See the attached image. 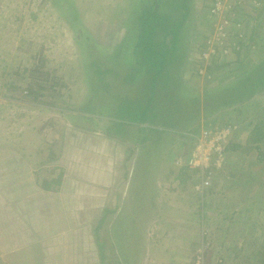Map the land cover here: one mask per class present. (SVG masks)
<instances>
[{"label":"rangeland","instance_id":"obj_1","mask_svg":"<svg viewBox=\"0 0 264 264\" xmlns=\"http://www.w3.org/2000/svg\"><path fill=\"white\" fill-rule=\"evenodd\" d=\"M54 1L0 0V260L23 264L24 252H37L46 264H101L95 229L117 205L98 231L121 242L122 251L105 248L108 264H187L201 249L211 264H264V161L255 148L264 154V140L248 144L258 123L264 131V86L248 84L257 92L250 98L221 94L225 82L242 89L241 76L264 63V0H186L189 11L182 0H161V14L185 21L171 76L155 79L140 70L125 29L130 12L153 0ZM220 25L229 32L222 44L213 38ZM252 34L260 37L249 42ZM240 41L246 47L216 62L212 81L211 53ZM98 57L111 86L94 94L102 85L86 59ZM152 79L158 122L139 125L148 137L130 122L149 121L152 112L134 113L133 101ZM32 83L41 96L28 94ZM116 116L129 125L118 130ZM226 125L242 149L226 156L225 177L203 195L199 175L180 184L175 161L191 152L193 136ZM58 177V192L41 187Z\"/></svg>","mask_w":264,"mask_h":264},{"label":"trees","instance_id":"obj_2","mask_svg":"<svg viewBox=\"0 0 264 264\" xmlns=\"http://www.w3.org/2000/svg\"><path fill=\"white\" fill-rule=\"evenodd\" d=\"M66 1L68 7L67 8H71L73 7L72 3L70 4L71 1L69 0H56L54 2H63ZM142 1L139 0H135V4L140 3ZM183 2V6L187 9V11H189V6L186 2V0H182ZM161 0H153L151 4H145L140 3L138 5V8L135 10V12H130L129 16H133V21H134V25L133 22H130V20L128 19V23L129 26H131L130 28H128V23L126 25L127 28L126 29V35L129 37L130 35H132L134 42H135V47H134V53L135 55H137V57H139L138 59V63L140 64L139 68L140 70H144L147 71V73L149 75H151V77L155 78H162L164 76L166 77H170L171 76V65L174 63V61L176 60L177 57V53L179 52V40L180 38H178L179 36V31L182 27L183 21H185V18L181 21V23H174L172 22V20H169L168 17L166 16H172L171 14H166L165 16L163 14H161V12L159 11V6H160ZM131 5H133L132 3H130ZM60 8H64V7H60ZM135 8V7H134ZM68 12V10H67ZM133 13V14H132ZM73 19L78 20L77 16H73ZM133 25V27H132ZM82 28V27H81ZM160 35H162V37L160 38V40L156 39L158 38ZM237 33V32H236ZM83 35V32L81 33V36ZM127 36H125L124 34V41L121 45V47H118L119 49L122 48L123 50H125L126 46L125 41L127 40ZM170 36V37H169ZM257 34H252L249 37V42L253 41L254 39H256ZM160 37V36H159ZM257 37H260L259 35ZM170 38V39H168ZM85 40H90L89 37L85 38ZM207 44H205L204 46H206ZM231 48H227V54H221V53H215V54H211V65L207 68V70L210 71V73L213 75L212 77V81H214L215 79H217L220 75H219V71L217 68L220 67L218 62L219 60H221L222 58H226L228 56H230L232 54V51H234L235 49L237 50V55H239V51L246 47V45L240 41V42H233L232 45L230 46ZM263 48V47H262ZM229 51V52H228ZM106 58H102V57H98L95 60L87 58L86 59V63L89 67V75L92 76V74H94L95 76H97V82H101L102 85V89L101 88H96L95 86H93V93L95 94V92L99 93V92H103L105 90L109 91L110 90V86L111 83H109V79L108 81H105L107 79H105V76L107 71L105 66L102 64V61H104ZM171 60V62H170ZM205 59H201L199 61V65L200 67H205ZM100 65V66H99ZM100 67V69L98 70L97 67ZM243 64H241L239 67L242 68ZM86 68V67H85ZM264 70V63H260L258 65H256V67L253 69L252 73L251 71L248 72L247 75H245V77L241 76V82L244 86H240L242 89L237 88L234 84L232 86V90L229 91L231 89V86L228 85L226 82L224 83V86L222 90V96L225 97L227 96L232 97V96H237L239 95L240 92L245 93L247 96H249L248 98L252 97L253 95L257 94L256 90H251V87L248 86V84L250 86H253V88H259L260 86H264V73L262 72ZM102 72L105 74V76L102 74ZM139 73V72H138ZM157 83V81H156ZM155 81L152 79V81L150 82V89L148 92H145V94L143 93H139L137 92L136 94V98L133 101L135 103V106L137 105V103L139 102V109L136 106V110H134V113L140 112V110L145 109L147 111V113L149 111H151V114H148V116L146 115V117H148V122L146 120H142L140 122L137 121H131L130 125L132 126H137V129L141 130V125L143 123H151L154 124L156 120H158V118H156L158 116V114H154L153 111L155 109H157V102H158V97H157V89L159 88V84L156 86ZM32 85V86H30ZM28 87H25L28 91V94L31 96H41L42 94L39 93L40 89L42 87H38L35 88L33 87L34 83L30 84ZM230 86L229 88H226ZM180 88V92L181 90H183L182 86H178ZM163 89V88H162ZM263 89V88H260ZM260 91V90H258ZM164 92V91H163ZM212 93L213 94V90L209 91L208 93ZM241 93V94H242ZM240 94V95H241ZM103 95V94H102ZM34 97V98H35ZM180 97V95H179ZM140 99V100H139ZM242 99V98H240ZM145 103V104H144ZM162 106V104L160 106H158L159 108ZM119 109H121V107H119ZM157 112V111H156ZM165 113V111H162V113L160 114V117H162V115ZM167 114V113H166ZM165 114V115H166ZM116 118L118 119L119 117L116 116ZM121 118V117H120ZM144 118V116L142 117ZM142 122V124H140ZM158 122V121H156ZM129 125L128 121L125 120H119L116 123V126H118V130L120 129L121 126H126ZM140 125V126H139ZM190 125V124H189ZM188 126V124H187ZM157 127V125H156ZM167 127V126H166ZM189 127V126H188ZM186 126H182L180 128V130L188 128ZM142 128L147 130V129H152L154 127H149V126H143ZM198 128V127H196ZM206 128H211V127H206ZM144 130V133L142 132V134H146V136L151 137L153 136L151 134V132L146 133ZM151 130V131H152ZM195 130V128L193 129ZM197 133H199V130H197ZM155 136V135H154ZM251 138L248 139V144H253V143H257L259 144L260 141L264 140V131H263V127L261 123H258L256 125V127L251 131ZM159 139H161L159 136L157 137ZM194 138V137H193ZM144 141V140H142ZM192 148V147H191ZM242 149L241 144H239L237 142V140H231L228 144V149L229 152H233V151H238V149ZM257 149L258 155H259V161H264V154L261 152V148L260 146H256L255 147ZM133 150V149H131ZM130 150V151H131ZM136 160V158H135ZM229 162V161H228ZM227 165V164H226ZM225 165V166H226ZM177 168V166H176ZM178 172L176 174V178L177 180L180 182V184H190L193 185V183H196L194 181H192V176L193 175H197V172L195 171H190L188 170V168L185 167H181L178 168ZM227 170L230 169V166L227 165ZM174 173V172H173ZM224 175V174H223ZM222 176V175H221ZM60 177L53 179V180H45L43 182V184H41V187H43L45 190L47 191H57L59 190V186L62 184L60 182ZM203 194H205V191L203 192ZM202 194V195H203ZM117 205L115 206V209H109L108 207H105L103 209L102 212V217L99 219L97 227L95 229V243L97 245V249H98V256L100 259L101 264H108L110 258L105 254V248H107L109 246V248L111 247V250H118V251H122V247H121V242L115 240L116 243H114L111 240V236L109 234V238L103 239L98 235V231L100 230V228L102 227L103 224H105L106 221V216L109 213H112V211H116ZM112 236L114 237V233L112 232ZM116 244V245H115ZM203 245L204 242H203ZM209 245V244H208ZM23 252V251H20ZM19 254V253H18ZM21 254V253H20ZM191 259V263H192ZM195 260V259H194ZM205 264H211L208 260L207 257L205 258ZM13 263V262H12ZM20 263L23 264H27V262H24V260H22ZM0 264H9L8 262H4L0 260Z\"/></svg>","mask_w":264,"mask_h":264},{"label":"built area","instance_id":"obj_3","mask_svg":"<svg viewBox=\"0 0 264 264\" xmlns=\"http://www.w3.org/2000/svg\"><path fill=\"white\" fill-rule=\"evenodd\" d=\"M218 4H216V8H218ZM223 23L226 24V20ZM222 25L216 28L213 37L221 44L227 40L229 35L228 28ZM225 52L227 53V48ZM233 129L232 125L221 128H205L200 134L193 136L194 143L191 152L187 156L176 159L177 168L185 167L199 175L200 179L197 178V184L194 187L199 194H203L212 185L221 170L225 168L227 147ZM205 258L204 249H201L191 264H205Z\"/></svg>","mask_w":264,"mask_h":264},{"label":"crops","instance_id":"obj_4","mask_svg":"<svg viewBox=\"0 0 264 264\" xmlns=\"http://www.w3.org/2000/svg\"><path fill=\"white\" fill-rule=\"evenodd\" d=\"M192 146V145H191ZM233 153H235V151L233 152H229V149H227V152H226V156H229V160H230V157L233 155ZM135 157V156H134ZM135 159V158H134ZM228 161V160H227ZM230 161L228 162L227 165H229ZM227 165L225 166L224 169L227 168ZM223 169V170H224ZM223 170L217 175L216 179L218 180V178H222L221 175H223ZM225 177V175H223ZM215 179V180H216ZM46 205V204H44ZM42 209V208H41ZM38 214V213H37ZM4 248L1 249V252L3 251ZM20 251H23V250H19V251H16L15 255L17 256L18 253H23V252H20ZM2 254V253H1ZM14 255V254H13ZM24 259L26 260L25 262H27V264H46L47 263V260L42 256V254L40 253H37L36 254L33 252V253H30V252H24ZM39 255V256H38ZM192 259V258H191ZM191 259L188 260V261H185L187 264H191ZM69 261V264L70 263V259L68 260ZM6 262V261H4ZM67 263V260H65V264ZM185 264V263H184Z\"/></svg>","mask_w":264,"mask_h":264},{"label":"clouds","instance_id":"obj_5","mask_svg":"<svg viewBox=\"0 0 264 264\" xmlns=\"http://www.w3.org/2000/svg\"><path fill=\"white\" fill-rule=\"evenodd\" d=\"M227 149H228V147H227Z\"/></svg>","mask_w":264,"mask_h":264},{"label":"water","instance_id":"obj_6","mask_svg":"<svg viewBox=\"0 0 264 264\" xmlns=\"http://www.w3.org/2000/svg\"><path fill=\"white\" fill-rule=\"evenodd\" d=\"M156 1H158V0H156Z\"/></svg>","mask_w":264,"mask_h":264}]
</instances>
